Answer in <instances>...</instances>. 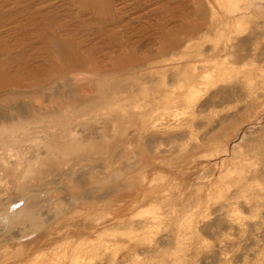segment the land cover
Listing matches in <instances>:
<instances>
[{
	"label": "rangeland",
	"instance_id": "rangeland-1",
	"mask_svg": "<svg viewBox=\"0 0 264 264\" xmlns=\"http://www.w3.org/2000/svg\"><path fill=\"white\" fill-rule=\"evenodd\" d=\"M229 1L0 0V206L35 213L0 264H264V0Z\"/></svg>",
	"mask_w": 264,
	"mask_h": 264
},
{
	"label": "bare ground",
	"instance_id": "bare-ground-1",
	"mask_svg": "<svg viewBox=\"0 0 264 264\" xmlns=\"http://www.w3.org/2000/svg\"><path fill=\"white\" fill-rule=\"evenodd\" d=\"M219 6H225L226 9L229 12L241 11V10L244 9L243 5H241V6L237 5V2H235V0L234 1L231 0V1L227 2V3H223V5H219ZM215 9L216 8L213 9V15L215 17H217L218 16L216 14L217 13L216 12L217 9L216 10ZM215 17H214V19H212V21H211L212 23H214V22H216L218 20ZM210 73H212V72H210ZM212 76L213 75H210V74H207V75L202 74V75H200V79L201 80L197 81V83L199 84L198 88H196V86H195L196 83L195 82L189 83V85H188V93H187L188 96H190V97L196 96L199 93V91L201 90L202 87H206L211 82ZM200 86H202V87L200 88ZM52 154L56 155V153H52ZM0 155H2V153ZM3 155H2V157H0V161H1L0 164L3 165V166H6V164L8 162H7V160L5 161V157H3ZM24 161H25V165L27 166V172L31 171L33 169V167L35 166V164L39 163L38 160L35 161L32 158H27ZM5 172L9 173L10 172L9 168L6 169ZM18 201L20 202L21 200H18ZM29 202H31V201L28 200V199H26V200L23 199V201L19 205H17V203H18L17 201L13 202V203H12V201H10V204L8 205L7 208L3 207V206H0V223H7V225L12 226L17 220H20V221H22L24 223L28 222L29 219L33 215L35 216V213H33L30 210L32 205H33L32 204L33 202H31V203H29ZM19 215H21V217ZM96 248L94 246L89 245V246H86V249H85L84 252H83V250H79V252L75 254V255H78V256L77 257L74 256L73 264H91L92 261L94 260V253L97 254ZM98 249H99V247H98ZM127 256H131V259L133 260V262L139 261V259H138L139 258V253L138 252H134L133 256L130 253L125 254L124 256L121 257V260H124L125 258H127ZM84 261H86L87 263H85Z\"/></svg>",
	"mask_w": 264,
	"mask_h": 264
}]
</instances>
